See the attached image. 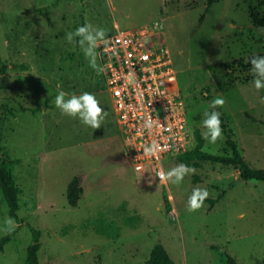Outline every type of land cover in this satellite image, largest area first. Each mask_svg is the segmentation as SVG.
Listing matches in <instances>:
<instances>
[{
	"label": "rangeland",
	"instance_id": "1",
	"mask_svg": "<svg viewBox=\"0 0 264 264\" xmlns=\"http://www.w3.org/2000/svg\"><path fill=\"white\" fill-rule=\"evenodd\" d=\"M58 1L56 7L51 4ZM263 0H0V163L21 193L17 221L0 191V264H25L31 244L28 224L40 233L41 264H144L161 244L174 264H264V182H243L237 169L207 161L179 185L139 174L124 156V140L97 67L66 34L91 23L107 36L140 25L160 24L158 39L169 49L176 86L186 106L190 131L198 130L202 151L229 156L227 137L254 168L264 169V89L251 84L247 61L264 54ZM202 16V18H201ZM20 64L25 70L13 69ZM91 92L108 115L91 129L61 115L58 91ZM220 96L222 138L202 136L203 112ZM38 108L31 112L29 109ZM196 144L194 137L191 149ZM180 164L163 162L164 171ZM198 178L196 184L193 177ZM77 177L78 204L66 199ZM195 187L218 202L189 211Z\"/></svg>",
	"mask_w": 264,
	"mask_h": 264
},
{
	"label": "built area",
	"instance_id": "2",
	"mask_svg": "<svg viewBox=\"0 0 264 264\" xmlns=\"http://www.w3.org/2000/svg\"><path fill=\"white\" fill-rule=\"evenodd\" d=\"M157 24L140 25L108 35L98 44L100 70L112 111L124 140V156L141 181L159 180L163 162L189 151L193 142L185 100L176 86V70L169 49L159 40ZM146 116L157 120L151 134L144 132ZM153 142L155 155L144 154Z\"/></svg>",
	"mask_w": 264,
	"mask_h": 264
},
{
	"label": "clouds",
	"instance_id": "3",
	"mask_svg": "<svg viewBox=\"0 0 264 264\" xmlns=\"http://www.w3.org/2000/svg\"><path fill=\"white\" fill-rule=\"evenodd\" d=\"M156 27L159 28L161 25L157 24ZM66 39L69 43L77 44L82 49L89 66L92 68L97 67L96 49L98 44L107 45L109 43L107 30L91 23L82 24L74 31L67 33ZM247 63L250 65L249 72L252 75L251 84L257 91L264 89V54H253ZM54 103L61 115L77 119L83 126L91 129L102 127L108 115L96 96L88 91H83L77 95L60 90L54 97ZM223 104L224 99L217 96L210 101L208 109L203 112L204 118L201 121V127L204 132L202 136L210 144H215L218 139L222 138L221 113L216 108ZM156 124V119L146 116L141 127L144 132L151 134ZM159 147L157 143L153 142L144 148V154L155 155ZM194 171L195 169L191 166L180 163L167 171L160 170L156 176L159 177V180H164L172 185H179L188 174ZM208 196L207 188L195 187L187 199L188 210L194 211L200 208Z\"/></svg>",
	"mask_w": 264,
	"mask_h": 264
},
{
	"label": "trees",
	"instance_id": "4",
	"mask_svg": "<svg viewBox=\"0 0 264 264\" xmlns=\"http://www.w3.org/2000/svg\"><path fill=\"white\" fill-rule=\"evenodd\" d=\"M215 0H206V9L211 7ZM58 1L51 4L52 7H56ZM264 5V0L262 1ZM202 18V16H201ZM250 19L254 27L264 29V18H260L255 13H250ZM13 69L25 70V67L20 64H11ZM6 69L5 65L0 67V74L4 73ZM187 107V106H186ZM31 112L39 111L38 108L29 109ZM193 137L196 142L194 147L185 153L176 156V160L179 163H185L192 168H199L198 162L207 161L213 164H220L223 166H233L237 169L238 178L240 181H258L264 182V169H257L250 165L241 155L236 143L227 137L225 144L230 149L231 153L229 156H217L202 151L203 139L201 138L198 130L193 131ZM197 177H193V183L196 184L198 181ZM0 191L4 202L7 206L8 216L17 221L18 202L17 197L21 193L20 189L15 185L12 175L9 173L6 165L0 163ZM82 193V188L79 184V179L74 177L68 183L66 190L67 203L71 208H75L79 201V196ZM220 199L218 196L216 199H206L204 202L209 204L212 208ZM31 234L32 242L26 248L25 251V264H41L45 260L44 246L40 241V233L37 229L32 226L25 224ZM12 233H8L0 238V252L2 247L7 244L10 240ZM144 264H174L172 259L161 244H155L150 252L149 257L146 259ZM227 264H236L235 260L230 256L227 257Z\"/></svg>",
	"mask_w": 264,
	"mask_h": 264
},
{
	"label": "water",
	"instance_id": "5",
	"mask_svg": "<svg viewBox=\"0 0 264 264\" xmlns=\"http://www.w3.org/2000/svg\"><path fill=\"white\" fill-rule=\"evenodd\" d=\"M124 152V151H123Z\"/></svg>",
	"mask_w": 264,
	"mask_h": 264
}]
</instances>
